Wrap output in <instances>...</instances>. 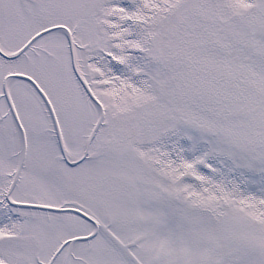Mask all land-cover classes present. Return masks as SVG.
<instances>
[{"label":"snow or ice","instance_id":"1","mask_svg":"<svg viewBox=\"0 0 264 264\" xmlns=\"http://www.w3.org/2000/svg\"><path fill=\"white\" fill-rule=\"evenodd\" d=\"M0 264H264V0H0Z\"/></svg>","mask_w":264,"mask_h":264}]
</instances>
